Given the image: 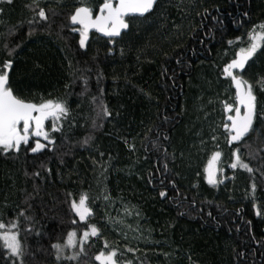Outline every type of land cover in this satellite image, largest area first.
Listing matches in <instances>:
<instances>
[{"label": "trees", "instance_id": "trees-1", "mask_svg": "<svg viewBox=\"0 0 264 264\" xmlns=\"http://www.w3.org/2000/svg\"><path fill=\"white\" fill-rule=\"evenodd\" d=\"M83 1L0 0V69L12 60L17 94L69 109L40 153H0V220L18 221L24 264H97L105 241L119 264H264V41L236 72L253 85L254 130L226 143L253 171L226 164L213 186L203 169L209 138L220 131L205 117L216 110L228 123L224 103L235 101V89L223 69L244 43L235 38L245 41L264 23V0H155L149 13L126 17L119 36L91 29L80 48L69 16L80 3L95 16L103 2ZM37 5L48 21L30 25ZM220 135H228L224 127ZM82 193L92 209L84 222L70 211ZM89 223L100 236L78 260L57 261L51 244H64L73 229L82 235ZM0 264L13 261L0 255Z\"/></svg>", "mask_w": 264, "mask_h": 264}, {"label": "snow or ice", "instance_id": "snow-or-ice-1", "mask_svg": "<svg viewBox=\"0 0 264 264\" xmlns=\"http://www.w3.org/2000/svg\"><path fill=\"white\" fill-rule=\"evenodd\" d=\"M6 3L11 5L13 0H6ZM154 3L155 0H103L95 16L93 15L92 8L80 3V6L75 7L74 11L70 14V24L68 27L73 32H79V46L80 48H85L89 30L95 29L109 38L117 37L121 34V30L129 27L125 19L126 17L143 16L153 9ZM38 8V12L29 21L30 25L39 22L46 23L48 21L45 9L39 6ZM204 11L207 13V9ZM0 13H3V8H0ZM244 15H247V13ZM37 17L39 18L38 20ZM73 25H79L80 27H72ZM258 27L259 31H256L257 26H253V29L247 33L248 47H241L236 54L237 58L232 59L223 69L225 76L230 77L231 83L235 88V103H228L224 106L226 113L234 112V115H227V120L231 123H224L223 125L225 132L228 134L227 142L229 144L241 142L253 131L254 121L258 115L253 85L244 80L242 75L233 71L236 69L243 70L247 61L261 47V42L264 41V23H261ZM235 40L241 43L244 42L243 38L239 36ZM228 44L232 46L234 41L229 40ZM8 51L9 55H11L13 50L9 49ZM177 63H182V61L178 59ZM11 65L12 60L9 59L4 62L3 68L0 69V153L18 154L22 146H27L29 151L37 153L47 145L41 143L40 139H36L34 146H32L30 138L42 137L49 144H54L55 137L51 134L62 131V126L57 122L60 121L61 117L68 115L69 109L62 101L42 98L41 102L35 103L17 94L9 81L8 73ZM260 83L264 86V80H261ZM85 84H87L86 80ZM93 99L95 100V98ZM241 108H243V113L241 112ZM101 110L104 115L111 114L106 107H102ZM48 120L52 121L50 129L45 128V122ZM88 139L85 138V144L88 143ZM212 139L215 140L216 137L213 136ZM239 151L238 148L233 151V160L230 167L232 169L239 167L251 173L253 168L241 159ZM220 157L221 152H213L204 169L205 179L209 185L215 186L218 183H222V181L217 179V164L220 161ZM165 167L167 166L165 165ZM33 175L39 176L40 173L36 172ZM252 187L255 189V184ZM68 195L71 196L72 194L69 193ZM160 196L164 197L165 192H161ZM88 200V195L82 193L78 201L76 199L70 201V211L74 212L81 222L87 221L92 213V209L88 207ZM25 211V209H21L18 215L23 216L26 221H30L32 217L25 215ZM209 215L211 214L209 213ZM72 223L76 224L77 221L73 220ZM0 230H3L0 231V241H2L0 247L6 250L0 253V255H5L7 259L13 261V264H16L17 260L19 264H24L25 252L24 246L19 239L18 221H10L8 224H5L0 220ZM100 234V228L96 224L91 223L87 224L82 235L78 236L75 229L69 231L64 244H51V247L55 249L57 261L61 257H64L66 260H78L79 256L85 252L84 243L90 237H99ZM77 244H79L78 251H73L72 255L65 254L68 249L75 250ZM104 248L105 250H101L95 255V262L97 264H117V249L111 248L107 250L109 249L107 241H105ZM127 251L134 252L135 250L128 248Z\"/></svg>", "mask_w": 264, "mask_h": 264}, {"label": "rangeland", "instance_id": "rangeland-1", "mask_svg": "<svg viewBox=\"0 0 264 264\" xmlns=\"http://www.w3.org/2000/svg\"><path fill=\"white\" fill-rule=\"evenodd\" d=\"M81 2H85V1H83V0H80ZM260 29H259V27H257L256 28V31H259ZM248 43H249V41H248V36L246 37V39H245V41H244V43H243V45L242 46H238V47H235L234 49H233V51H235V52H239V49L241 48V47H244V48H247L248 47ZM237 57H235V58H233V59H236ZM234 72H238L239 71V69H236V70H233ZM234 87V86H233ZM235 89V88H234ZM233 97H234V95H232L231 97H229L226 101H225V103L224 104H228V103H232V104H234L235 103V101H233ZM225 106V105H224ZM217 109V114H219V112H218V110H219V107H217L216 108ZM241 112L243 113V108H241ZM222 113L223 112H221L219 115H218V117H217V119L215 118L216 116H215V114H216V110L214 111H212V113L210 114V115H206V117H205V119L207 120L210 116L212 117V119H213V124H212V126H214V127H216L217 125L219 126V133H217V135H216V139L215 140H213L212 139V137L210 136V138H209V143L210 144H212V146L208 149L209 151H207L206 150V152H207V156L204 158V161H203V169H205V167H206V165H207V162H208V160L210 159V157H211V154L213 153V152H215V151H219V152H221V157H220V161L218 162V164H217V168H218V171H219V169H221V168H223L224 167V165H226V164H231L232 163V160H233V157H232V153H233V151L234 150H232V151H230V150H228V142H227V136L228 135H225V136H221L220 135V132H221V130H222V128H223V125L221 124V122L224 120V116H222ZM233 113V115H234V112H232ZM229 114H231V113H228L227 115H229ZM209 116V117H208ZM220 117L221 118H223L222 119V121H221V119H220ZM226 119H227V117H226ZM203 121H205V120H203ZM206 122V121H205ZM228 123L230 124L231 122L230 121H228ZM203 125H204V123H203ZM216 129V128H215ZM211 131V130H210ZM214 130H212L211 132H210V135H213L214 134ZM216 133V132H215ZM227 143V144H226ZM217 171V179L219 178L218 177V172ZM68 250H70V249H68ZM67 251V250H66ZM67 255H72L71 253H68ZM117 264H119V263H117Z\"/></svg>", "mask_w": 264, "mask_h": 264}, {"label": "flooded vegetation", "instance_id": "flooded-vegetation-1", "mask_svg": "<svg viewBox=\"0 0 264 264\" xmlns=\"http://www.w3.org/2000/svg\"><path fill=\"white\" fill-rule=\"evenodd\" d=\"M93 30H95V29H93ZM95 31H96V30H95ZM88 34H89V33H88ZM47 124H48V121L45 122V128H47ZM36 139H40L41 143H43V144H46V145L49 144V143H48L47 141H45L42 137H40V138L31 137L30 140H31V144H32V146H34V144H35V140H36ZM22 148L28 150V147H27V146H22ZM22 148H21V149H22ZM42 150H43V149H41V150L38 151L37 153H32V152L29 151V150H28V151H29L30 153H32V154H38V153H40Z\"/></svg>", "mask_w": 264, "mask_h": 264}]
</instances>
